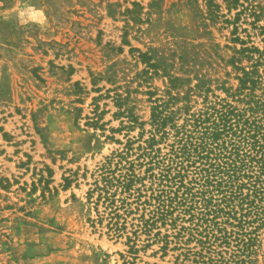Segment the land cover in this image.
Listing matches in <instances>:
<instances>
[{
  "label": "rangeland",
  "instance_id": "obj_1",
  "mask_svg": "<svg viewBox=\"0 0 264 264\" xmlns=\"http://www.w3.org/2000/svg\"><path fill=\"white\" fill-rule=\"evenodd\" d=\"M248 13L238 36L262 49ZM205 18L203 0H0V264H195L173 244L163 250L156 230L133 236L132 216L122 237L109 234L87 192L96 168L140 133L122 129L126 118L105 97L114 87L92 77L113 73L117 91H130L124 108L145 123L146 92L161 95L166 80L141 73L131 50L175 64L177 76L187 55L207 78L236 87L224 63L240 47L232 27Z\"/></svg>",
  "mask_w": 264,
  "mask_h": 264
},
{
  "label": "trees",
  "instance_id": "obj_2",
  "mask_svg": "<svg viewBox=\"0 0 264 264\" xmlns=\"http://www.w3.org/2000/svg\"><path fill=\"white\" fill-rule=\"evenodd\" d=\"M203 1L205 19L230 25L231 42L240 46L230 49L224 62L236 87L207 78L196 70L201 62L187 55L178 57L177 76L175 64L153 59V52L131 50L144 66L141 73L161 72L166 80L161 95L146 92L145 123L124 108L130 91L126 96L117 91L113 73L92 77L94 86L106 81L114 87L105 97L119 110L114 116L126 118L122 129L140 133L96 168L87 198L95 209L103 207L96 223L106 220L116 238L125 234L132 216L133 236L139 231L150 238L156 230L153 238L163 250L173 244L195 264H264V47H256L250 35L238 36V21L247 10L249 25L263 34L257 23L264 18V5L248 9L240 0H222L223 14L215 0Z\"/></svg>",
  "mask_w": 264,
  "mask_h": 264
}]
</instances>
